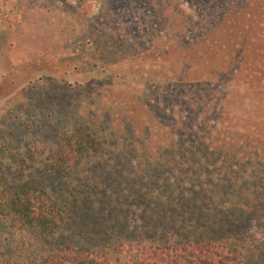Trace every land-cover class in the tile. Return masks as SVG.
<instances>
[{
    "label": "rangeland",
    "instance_id": "rangeland-1",
    "mask_svg": "<svg viewBox=\"0 0 264 264\" xmlns=\"http://www.w3.org/2000/svg\"><path fill=\"white\" fill-rule=\"evenodd\" d=\"M2 1L8 15L0 19V142L6 152L0 175L43 183L65 224L52 236L37 227L0 232V258L41 264L44 254L74 248L109 252L114 264H130L136 255L128 244L155 243L138 205L154 202L146 219L156 223L162 209L154 199L161 194L167 204L169 197L165 187L152 195L128 186L139 178L141 155L123 149L134 143L124 129L140 137L154 90L179 75L201 85V101L210 102L217 87L235 102L244 94L264 95V0ZM105 43L125 45L133 56L150 54L120 61L119 52L106 64ZM156 49L163 64L152 56ZM191 109L188 116L197 118ZM67 136L85 143L73 171L57 156Z\"/></svg>",
    "mask_w": 264,
    "mask_h": 264
},
{
    "label": "trees",
    "instance_id": "trees-1",
    "mask_svg": "<svg viewBox=\"0 0 264 264\" xmlns=\"http://www.w3.org/2000/svg\"><path fill=\"white\" fill-rule=\"evenodd\" d=\"M5 9L6 3L0 0V19L8 15ZM3 22L9 23V18ZM105 44L101 55L108 59L101 60L106 64H113L114 59H109L119 52L120 61H128V56L142 61L150 54L148 50L133 56L125 45ZM152 56L160 59L157 65L163 64L165 56L159 50ZM174 80H164L158 90L151 86L157 93L155 106L140 137L124 129L125 135L132 134L134 143L123 149L141 155L135 173L139 178L128 186L150 192L148 188L152 195H159L165 187L169 197L167 204L161 194L154 199L162 209L156 223L146 219L154 202L138 205L143 214L139 218L155 243L128 244L136 255L129 257L130 264H264V95L244 94L246 98L235 102L225 89L217 87V94L208 95L211 101L207 102L201 101V85L183 75ZM233 106L244 114L232 113L229 108ZM191 108L197 110V118L188 116ZM84 147L80 136H67L57 151L59 163L75 170L83 160ZM134 147H139V152ZM5 153L0 142V160ZM158 176H162L161 184L155 181ZM64 224L62 210L43 183H18L0 175V232L24 234L37 227L52 236L61 232ZM157 239L161 246H155ZM40 261L114 264L109 252L74 248L57 249L42 255ZM0 264L12 263L0 258Z\"/></svg>",
    "mask_w": 264,
    "mask_h": 264
}]
</instances>
